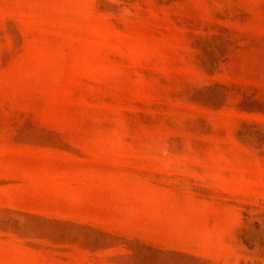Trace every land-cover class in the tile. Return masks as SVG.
<instances>
[{
    "label": "rangeland",
    "instance_id": "374dc122",
    "mask_svg": "<svg viewBox=\"0 0 264 264\" xmlns=\"http://www.w3.org/2000/svg\"><path fill=\"white\" fill-rule=\"evenodd\" d=\"M0 264H264V0H0Z\"/></svg>",
    "mask_w": 264,
    "mask_h": 264
}]
</instances>
